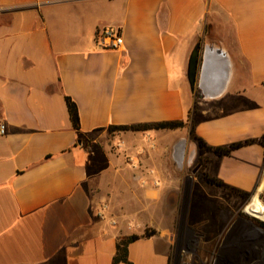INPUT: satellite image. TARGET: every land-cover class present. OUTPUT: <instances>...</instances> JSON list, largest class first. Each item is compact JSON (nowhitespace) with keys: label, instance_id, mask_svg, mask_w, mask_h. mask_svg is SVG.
<instances>
[{"label":"crops","instance_id":"0c3cea01","mask_svg":"<svg viewBox=\"0 0 264 264\" xmlns=\"http://www.w3.org/2000/svg\"><path fill=\"white\" fill-rule=\"evenodd\" d=\"M109 28L118 50L98 46ZM172 121L187 125L110 130ZM0 122V264H114L148 229L130 264H172L192 130L213 147L264 136V0H0ZM213 159L224 183L261 184L262 145Z\"/></svg>","mask_w":264,"mask_h":264},{"label":"rangeland","instance_id":"374dc122","mask_svg":"<svg viewBox=\"0 0 264 264\" xmlns=\"http://www.w3.org/2000/svg\"><path fill=\"white\" fill-rule=\"evenodd\" d=\"M214 160L211 154L198 156L181 188L170 197L175 205L171 199L167 210L176 212L172 264H223L227 252L231 253L227 264H264V191L259 212L245 211L260 182L249 191L212 185L205 176L217 177L205 168ZM198 162L203 168L193 174Z\"/></svg>","mask_w":264,"mask_h":264},{"label":"trees","instance_id":"16d2710c","mask_svg":"<svg viewBox=\"0 0 264 264\" xmlns=\"http://www.w3.org/2000/svg\"><path fill=\"white\" fill-rule=\"evenodd\" d=\"M198 60H199V48H196L191 57H190V81L192 83L195 82V71L198 67ZM66 101L68 104V108L70 111L71 119L76 130L81 129V121L79 115V109L76 102L70 98L66 97ZM186 123L183 121H172V122H161V123H151V124H140L134 126H112L110 130L114 131H133V132H147L153 130H165V129H180L186 127ZM192 138L198 143L199 145V152L201 156H205L207 154H213L217 157H227L231 156L232 153L242 147L253 145V144H260L264 147V136L258 140L249 139L241 142H236L229 144L227 146H220V147H213L208 145L203 139L197 137L195 135L194 130H192ZM207 182L216 185L219 187H229L228 184L224 183L222 180L217 178H211L205 176ZM155 235V231L149 232L146 230V233L143 236L139 235H131L124 238H120L117 244V254L114 257V264H130L129 261V247L132 243L137 242L143 238L150 237Z\"/></svg>","mask_w":264,"mask_h":264},{"label":"built area","instance_id":"2783aa9c","mask_svg":"<svg viewBox=\"0 0 264 264\" xmlns=\"http://www.w3.org/2000/svg\"><path fill=\"white\" fill-rule=\"evenodd\" d=\"M97 43L101 49L118 50L124 44V40L117 30L109 28L98 32ZM7 132V125L0 122V137L5 136ZM108 209L107 204H103L98 213L99 218L105 219ZM111 223L113 226L117 225V221L114 219L111 220Z\"/></svg>","mask_w":264,"mask_h":264},{"label":"bare ground","instance_id":"6f19581e","mask_svg":"<svg viewBox=\"0 0 264 264\" xmlns=\"http://www.w3.org/2000/svg\"><path fill=\"white\" fill-rule=\"evenodd\" d=\"M249 186H250V184H249ZM263 191H264V175L262 177L261 184L259 185V187L255 191L254 195L251 197L252 199H251L250 203H248L245 207V211L247 212V214L253 215L254 211L259 212L258 209L260 208V202H261L260 197H261Z\"/></svg>","mask_w":264,"mask_h":264},{"label":"flooded vegetation","instance_id":"af4514ba","mask_svg":"<svg viewBox=\"0 0 264 264\" xmlns=\"http://www.w3.org/2000/svg\"><path fill=\"white\" fill-rule=\"evenodd\" d=\"M197 166H196V168L193 170V174H197L202 168H203V163H200V162H198L197 164H196ZM257 233L258 231H249V233L251 234H254V233ZM228 254H227V256L225 257V259H226V261L230 258V252H227ZM224 262L223 264H227V262Z\"/></svg>","mask_w":264,"mask_h":264},{"label":"water","instance_id":"95a60500","mask_svg":"<svg viewBox=\"0 0 264 264\" xmlns=\"http://www.w3.org/2000/svg\"><path fill=\"white\" fill-rule=\"evenodd\" d=\"M191 82V81H190ZM191 84H192V82H191Z\"/></svg>","mask_w":264,"mask_h":264}]
</instances>
